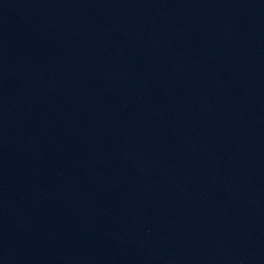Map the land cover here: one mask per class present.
<instances>
[{"label": "water", "instance_id": "1", "mask_svg": "<svg viewBox=\"0 0 264 264\" xmlns=\"http://www.w3.org/2000/svg\"><path fill=\"white\" fill-rule=\"evenodd\" d=\"M0 264H264V0H0Z\"/></svg>", "mask_w": 264, "mask_h": 264}]
</instances>
